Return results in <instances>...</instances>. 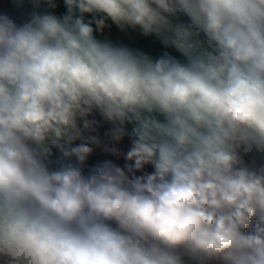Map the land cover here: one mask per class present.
<instances>
[{"label": "clouds", "instance_id": "9594fccd", "mask_svg": "<svg viewBox=\"0 0 264 264\" xmlns=\"http://www.w3.org/2000/svg\"><path fill=\"white\" fill-rule=\"evenodd\" d=\"M0 264H264V0H0Z\"/></svg>", "mask_w": 264, "mask_h": 264}, {"label": "crops", "instance_id": "0c3cea01", "mask_svg": "<svg viewBox=\"0 0 264 264\" xmlns=\"http://www.w3.org/2000/svg\"><path fill=\"white\" fill-rule=\"evenodd\" d=\"M141 43L146 48V50L153 54H159L163 51L162 48L157 45H153L150 41H141Z\"/></svg>", "mask_w": 264, "mask_h": 264}]
</instances>
